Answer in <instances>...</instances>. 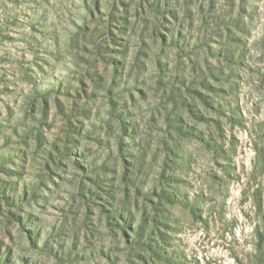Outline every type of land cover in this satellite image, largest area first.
Here are the masks:
<instances>
[{
    "label": "rangeland",
    "instance_id": "rangeland-1",
    "mask_svg": "<svg viewBox=\"0 0 264 264\" xmlns=\"http://www.w3.org/2000/svg\"><path fill=\"white\" fill-rule=\"evenodd\" d=\"M0 264H264V0H0Z\"/></svg>",
    "mask_w": 264,
    "mask_h": 264
}]
</instances>
